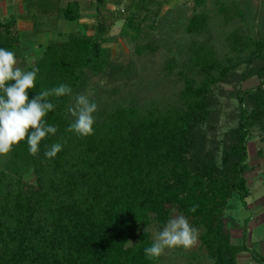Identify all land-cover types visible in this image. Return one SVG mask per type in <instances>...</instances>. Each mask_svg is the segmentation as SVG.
<instances>
[{
  "label": "trees",
  "instance_id": "16d2710c",
  "mask_svg": "<svg viewBox=\"0 0 264 264\" xmlns=\"http://www.w3.org/2000/svg\"><path fill=\"white\" fill-rule=\"evenodd\" d=\"M138 1L124 24L136 32L152 3ZM111 2L87 3L94 36L77 30L50 41L30 70H38L30 98L60 84L72 94L49 98L56 107L45 120L57 131L41 141L38 154L29 153L25 138L0 169V264H159L162 255L145 256L153 243L146 230L153 224L162 230L174 213L203 230L200 243L214 264H238L243 254L250 255V264H264L246 232L239 242L233 239L230 226L237 223L226 216L235 196L245 205L251 196L249 141L254 129L264 134V33L259 39L237 29L223 57L208 43L194 42L174 101L103 112L95 117L94 134L82 137L67 131L74 121L69 107L88 71L106 67L103 44L117 21ZM207 2L221 0H194L196 8ZM82 4L27 0L26 8L52 23L79 24ZM220 6L225 19L244 21L239 9ZM208 24L207 15L195 14L187 33L200 37ZM0 48L20 56L17 20H2L1 13ZM155 51L148 43L135 53ZM254 78L259 85L243 89ZM55 143L62 150L49 159L45 151Z\"/></svg>",
  "mask_w": 264,
  "mask_h": 264
},
{
  "label": "rangeland",
  "instance_id": "374dc122",
  "mask_svg": "<svg viewBox=\"0 0 264 264\" xmlns=\"http://www.w3.org/2000/svg\"><path fill=\"white\" fill-rule=\"evenodd\" d=\"M83 1L84 18L79 24L54 20L52 23L51 19L44 21L34 16L25 21L22 17H9L3 13L1 19H16L20 31L21 52L16 59V66L23 71H30L50 41H63L71 32L78 30L84 35L94 36V12L87 7L91 0ZM137 2L139 1L112 0L110 6L117 21L103 44L107 51L106 67L104 71H88L86 84L77 94L87 95L98 105L95 117L134 102L148 105L174 101L183 89L181 73L189 70L194 42L208 43L223 57L229 49V36L237 29L242 28L248 34L260 37L259 39L264 33V0H221V3L207 2L203 8H196L194 0H152L147 5L148 18L136 32L126 29L124 24L129 13L136 10ZM220 4L242 11L244 21H240L236 15H230V20L225 19L219 12L222 6ZM198 13L207 15L209 24L205 33L195 38L187 33L186 28L191 17ZM148 43H154L156 51L137 56L136 47ZM257 85L259 81L254 78L244 82L242 87L248 89ZM75 97L70 106L73 105ZM248 147L251 169L248 185L251 196L246 205L235 196L229 203L226 216L237 223V226H230L233 239L239 242L246 232L248 244L264 256V134L254 129ZM8 156L9 153L0 155V169ZM25 179L34 182L32 175ZM176 215L178 214L174 213L172 217ZM247 219H250L248 223ZM193 228L198 232L197 243L189 249L182 246L166 249L159 264H214L200 243L203 230ZM160 231L155 224L146 230L153 241ZM238 264H250V255L239 256Z\"/></svg>",
  "mask_w": 264,
  "mask_h": 264
},
{
  "label": "clouds",
  "instance_id": "9594fccd",
  "mask_svg": "<svg viewBox=\"0 0 264 264\" xmlns=\"http://www.w3.org/2000/svg\"><path fill=\"white\" fill-rule=\"evenodd\" d=\"M15 53L0 48V155L8 154L14 145L27 138L28 151L37 155L39 146L49 134L54 135L56 127L46 123V115L55 110L50 97L71 96L72 89L66 84L43 90L30 98L29 90L35 87L37 71H23L17 67ZM98 105L87 95L80 94L69 107L74 117L67 131L87 137L94 134L95 116ZM62 150L60 143L51 145L45 156L54 158ZM196 211L193 206L189 209ZM198 232L184 215L170 218L157 234L151 246L144 249L148 259L160 257L166 249L182 246L189 249L197 243Z\"/></svg>",
  "mask_w": 264,
  "mask_h": 264
},
{
  "label": "crops",
  "instance_id": "0c3cea01",
  "mask_svg": "<svg viewBox=\"0 0 264 264\" xmlns=\"http://www.w3.org/2000/svg\"><path fill=\"white\" fill-rule=\"evenodd\" d=\"M50 1L56 2L59 0H50ZM61 1L63 3H68V2H71L73 0H61ZM79 1L84 2L83 0H79ZM91 1H93V0H91ZM91 1H89V2H91ZM12 2H13V4H12ZM26 2H27V0H11V2H10V0H0V13H1V15L4 13L5 16L9 15V17L14 16V18H15V16H17L18 18L22 17L26 21L27 18H31L33 16V15L30 16L29 13H32V12L34 14L37 13L36 9H34V10L32 9L31 12L30 11L28 12V10L26 8ZM37 18H39V17H37ZM47 18L49 19V17H47V16L44 18H40V19L45 21ZM18 21H20V19ZM258 253H260V252L258 251Z\"/></svg>",
  "mask_w": 264,
  "mask_h": 264
}]
</instances>
